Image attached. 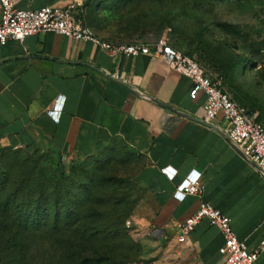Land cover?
I'll use <instances>...</instances> for the list:
<instances>
[{
    "label": "crops",
    "instance_id": "obj_1",
    "mask_svg": "<svg viewBox=\"0 0 264 264\" xmlns=\"http://www.w3.org/2000/svg\"><path fill=\"white\" fill-rule=\"evenodd\" d=\"M68 1L15 5L35 9ZM91 1L76 0L78 9L86 4L95 35L113 43L152 41L117 34L104 10L92 12ZM192 85L154 55L112 57L91 41L53 32L9 39L0 44V146L63 164L125 150L134 158L128 174L150 200L138 205L139 250L127 264H220L217 226L202 218L178 242L177 225L200 200L208 202L230 217L237 238L253 251L264 239V175L229 140L222 118L203 121L206 96L191 98ZM59 95L64 101L55 120L48 111ZM191 172L200 173L201 197L176 199V186ZM153 227L159 231L146 235ZM253 264H264V249Z\"/></svg>",
    "mask_w": 264,
    "mask_h": 264
},
{
    "label": "rangeland",
    "instance_id": "obj_2",
    "mask_svg": "<svg viewBox=\"0 0 264 264\" xmlns=\"http://www.w3.org/2000/svg\"><path fill=\"white\" fill-rule=\"evenodd\" d=\"M124 2L107 14L112 16L117 34L145 40L165 36L207 66L218 67L229 95L264 126V0ZM132 160L133 156L116 148L60 166L43 157L28 158L19 150L0 146V187L5 191L13 187L39 189L46 204L52 201L51 193L56 189L62 197L68 195L70 206L86 207L91 217L94 212L86 221L93 229L88 234L54 232L45 227L17 235L27 248L19 264H80L82 255L76 249L79 242L94 257L135 261L136 248L139 250L134 236L138 205L150 200L128 174ZM114 219L121 221L114 231L121 229L122 234L117 230L109 235L106 230ZM127 220L131 227L126 225ZM4 223L0 218V242L9 237L6 232L15 231ZM55 241L60 242L61 249ZM6 253L0 247V264H15Z\"/></svg>",
    "mask_w": 264,
    "mask_h": 264
},
{
    "label": "built area",
    "instance_id": "obj_3",
    "mask_svg": "<svg viewBox=\"0 0 264 264\" xmlns=\"http://www.w3.org/2000/svg\"><path fill=\"white\" fill-rule=\"evenodd\" d=\"M53 32L73 40L91 41L112 57L116 55H137L140 53L161 58L168 67L192 80L189 95L195 98L199 92L206 96L203 104V121L212 123L217 117L226 122V135L240 152L252 161L264 175V126L254 114L248 113L226 91L223 79L209 72L197 58L177 49L169 38L160 36L152 41L138 40L131 43L109 42L95 35L84 22L76 0L64 5H44L35 9H23L15 5V0H0V44L9 39L23 41L27 36ZM64 97H56L49 115L57 120ZM203 185L200 173L191 172L175 188L174 197L182 200L186 195L201 197ZM206 218L211 225L217 226L223 235L219 248L222 255L220 264H253L264 249V239L257 248L249 251L240 241L231 226V219L215 209L210 203L200 200L198 208L177 225L178 242H184L194 225ZM126 225L131 227L129 220ZM136 232V228L134 227ZM153 227L146 235L157 233Z\"/></svg>",
    "mask_w": 264,
    "mask_h": 264
},
{
    "label": "trees",
    "instance_id": "obj_4",
    "mask_svg": "<svg viewBox=\"0 0 264 264\" xmlns=\"http://www.w3.org/2000/svg\"><path fill=\"white\" fill-rule=\"evenodd\" d=\"M124 1L125 0H92L90 2L91 10L93 13L94 11L97 12V15L98 13H102L100 11L103 10L106 12V14H108V12L112 13L113 12L112 10L117 9L118 5L124 4L125 3ZM82 8L78 10L81 12V16L83 17L84 22L87 25H89L87 22L86 4L85 5L83 4ZM106 17L112 18V16H106ZM170 41L177 49L181 50L174 43V41L172 40ZM123 43H131V42H123ZM182 52L185 53L184 51ZM198 62L201 65H203L209 72L221 76L223 79V84H225L224 74L218 67L214 65L212 67H209L200 60H198ZM14 150H19V149H14ZM108 151L113 152L115 150L111 148L105 151H101L95 155L105 153ZM22 153L28 158L43 157L44 159H47L48 162L51 164H55V165L58 164L60 166L67 165L59 162L53 163L47 158L46 155H27L24 152ZM95 155H92L90 157H93ZM54 190L55 191L51 193L52 201L45 204V201H43L42 199L41 190L39 189L23 190L22 188L20 189L17 187L15 188L13 187L5 191L3 188L0 187V218H2L4 222H6L4 224H7L8 227L15 230L14 233L6 232V235L9 237L1 240L0 247H2L3 250H6L8 252L6 254L11 260L15 261V264H19L20 256L24 255L25 252L27 251V248L24 247V244H22V242L17 237V235H22L25 232H30V231L38 232L45 227H47L46 230L50 229L54 232L67 230L70 231L72 234H77V233L88 234L93 231V229L87 226L86 221L87 218L93 217L94 212L91 213L92 214L91 217V215L88 214L86 207L83 208V206H75V205L70 206L68 204V199H67L68 195H64L62 197L56 189ZM95 217H97V215H95ZM117 223L121 224V221H117L116 219H114L113 221H110L108 223L107 226L109 230L108 229L106 230L109 232V235H113L114 233L117 232V230H120L122 234L121 229H117L116 232L114 231V227L117 226L116 225ZM128 241L131 243L130 238H128ZM55 245H57L58 249H61L60 242H56ZM83 245L85 244H81V242L77 243L76 245V249L77 250L79 249L78 253H80V256L82 255L80 258L81 259L80 264H99L100 262L101 264L102 262H106V264H127L131 262L130 260H128V258L120 259L117 261V260H113L111 257H94V255L86 251V248H84ZM68 246L70 245L68 244ZM137 251L138 250L136 248L135 251L136 254ZM67 253L71 254L69 252V249Z\"/></svg>",
    "mask_w": 264,
    "mask_h": 264
},
{
    "label": "water",
    "instance_id": "obj_5",
    "mask_svg": "<svg viewBox=\"0 0 264 264\" xmlns=\"http://www.w3.org/2000/svg\"><path fill=\"white\" fill-rule=\"evenodd\" d=\"M158 102V101H157Z\"/></svg>",
    "mask_w": 264,
    "mask_h": 264
}]
</instances>
